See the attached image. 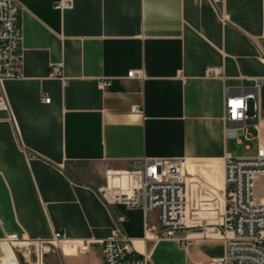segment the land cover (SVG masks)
I'll return each instance as SVG.
<instances>
[{"label": "crops", "instance_id": "0c3cea01", "mask_svg": "<svg viewBox=\"0 0 264 264\" xmlns=\"http://www.w3.org/2000/svg\"><path fill=\"white\" fill-rule=\"evenodd\" d=\"M14 1L22 74L0 88L8 104L0 109V238L62 232L56 262L44 264H101L99 241L115 232L134 240L126 257L145 254V264L221 256L219 237L181 243L177 229L172 238H144L157 212L106 205L96 189L107 169L148 156L184 158L188 175L220 191L224 153L264 148V0H68L61 9L58 0ZM51 64L60 76H49ZM253 77H263L257 127L245 119L251 139L233 152L223 91ZM254 195L264 202V175ZM86 238L88 250L76 251L73 239Z\"/></svg>", "mask_w": 264, "mask_h": 264}, {"label": "built area", "instance_id": "2783aa9c", "mask_svg": "<svg viewBox=\"0 0 264 264\" xmlns=\"http://www.w3.org/2000/svg\"><path fill=\"white\" fill-rule=\"evenodd\" d=\"M218 1V0H212ZM68 0H58L55 9L69 7ZM20 6L14 0H0V88L5 79L22 74V54L18 48ZM264 36V31L262 33ZM212 67L205 68L206 75H213ZM135 72L129 70L126 76ZM61 75L60 65L49 66V76ZM263 77H253L249 85L225 87L222 102L223 135L236 145H245L251 136L246 130L245 119H255L257 127L260 102L258 89ZM99 85L108 84L100 80ZM48 102V97H41ZM0 109L7 110L4 95H0ZM134 111L135 108L131 107ZM222 181L220 191L188 175L184 158L148 157L127 159L121 169H107L104 182L97 187L99 199L106 205L122 204L127 208L143 211L155 210L156 223H145L143 237L149 239L172 238L173 232L183 229L177 238L187 242L192 238H216L224 241L221 256L204 264H264V202L255 199L254 184L257 175H264V148L257 145L252 155L221 157ZM117 221L123 219L116 217ZM124 240L122 245L117 239ZM67 239L60 231H53L47 240H29L16 233L0 238L9 244L15 259L6 264H20L18 254L28 259V247L33 246L35 261L42 263L45 245H55ZM79 252L88 250L91 239H73ZM101 264H145L146 255L126 257L134 250V240L119 236L117 232L99 241ZM31 263V262H30ZM32 264V263H31Z\"/></svg>", "mask_w": 264, "mask_h": 264}, {"label": "rangeland", "instance_id": "374dc122", "mask_svg": "<svg viewBox=\"0 0 264 264\" xmlns=\"http://www.w3.org/2000/svg\"><path fill=\"white\" fill-rule=\"evenodd\" d=\"M228 147L233 152H241L242 151V144L235 145L234 142H229ZM48 246L50 247V251H46V252L45 251H42L41 259H42V263L43 264H44L43 259L45 261L47 260V261L53 262V263L56 262L55 254L52 251H56V253L59 252L58 244L48 245ZM74 248H75L76 251H78V248L76 246H74ZM28 251H29V253H28V259H26V260L24 258L20 257L19 254H18V258H19V260L21 261L22 264H31V263L33 264L34 261H35V257H34L35 256V252H34L33 246H29L28 247Z\"/></svg>", "mask_w": 264, "mask_h": 264}, {"label": "bare ground", "instance_id": "6f19581e", "mask_svg": "<svg viewBox=\"0 0 264 264\" xmlns=\"http://www.w3.org/2000/svg\"><path fill=\"white\" fill-rule=\"evenodd\" d=\"M0 247L2 250V253L0 255V264H6L8 263L10 258L14 257L12 248L9 244H6V243H2ZM13 259H15V257Z\"/></svg>", "mask_w": 264, "mask_h": 264}]
</instances>
